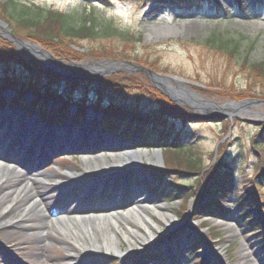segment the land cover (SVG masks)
I'll use <instances>...</instances> for the list:
<instances>
[{"label":"rangeland","instance_id":"rangeland-1","mask_svg":"<svg viewBox=\"0 0 264 264\" xmlns=\"http://www.w3.org/2000/svg\"><path fill=\"white\" fill-rule=\"evenodd\" d=\"M6 1L8 0H0V2ZM23 1L35 2L44 8L73 14L78 18L87 13L96 17L100 23L110 20L117 28L128 31L133 38L125 41L113 37L75 42L71 48L79 54L78 57L83 55V59L78 58L70 62L63 59V64L70 67L67 69L56 66L43 68L48 74L58 75L59 80L55 83L43 79H36L33 83L30 81L31 76L22 67L1 62L0 90L8 83L17 87L35 84L42 91L50 87L49 89L60 94L70 83L68 79H72L77 87L75 89L76 104L80 109H85L94 116H98L103 111L118 109L151 115L157 113V110L165 104L163 98L169 99L172 103L168 102L169 106H164L169 107L171 111L178 112L179 108L181 111L188 110L200 121L185 126L187 136L182 139V143L185 149L190 150L187 153L194 159L200 160L202 165H208L211 163L210 155L216 153L218 146L228 140L229 146L225 157L235 169L234 177L237 184L241 187L254 175L258 160L251 141L264 124V90L259 93L253 88L250 93L255 96L248 98H237L239 97L237 92L245 90L251 80L247 76L249 69L246 67L264 62V0H203V2L195 1V5L190 9L186 8L187 5L184 3L180 4L184 6H178L171 0ZM117 9L128 10L131 13V25L125 24L123 16L109 14ZM4 22L7 26L2 33L9 30L15 35L11 25ZM174 27H180V29L174 31ZM189 28L191 31H186ZM165 29L168 30L164 31ZM214 35L239 42L238 54L229 57L225 52L212 48L209 42ZM0 39L14 46L19 53L14 43L1 37ZM96 52L103 55L110 54V56L98 60L95 59ZM120 54H122L121 58L113 57ZM101 61H110V64L122 62L123 65L118 68L110 67V70L102 73L100 71V73H91L94 76L83 73L80 75L75 72V69H89L98 63L103 65ZM71 62L80 66L74 68ZM130 64L145 67L158 75L159 79L169 78V80L155 79L158 87L145 72L134 69ZM112 70L118 72L113 73ZM115 75L133 77L131 83L138 82L137 86L113 88L109 91L113 96L106 97L107 102L98 107V113H95L96 106L91 101L96 98V92L100 89L94 80L108 81ZM89 80L93 82L89 83ZM177 81L180 82V86ZM148 87L160 93L153 97V94H149L151 92ZM180 87L193 92L194 98L187 100L178 98L170 90ZM163 88L170 91L169 96L162 92ZM15 96L16 94L10 91L0 93V98H15ZM85 96L91 103L81 102L80 99ZM196 100L208 102L210 105L205 106L200 102L196 104ZM243 101H249L252 104L231 113L217 108ZM33 109L37 110L38 107ZM176 126L178 129L184 128L182 122H177ZM119 141L120 139L114 141V145L122 144L117 143ZM149 142V144L152 143ZM120 146L124 148V144ZM141 149L143 148L130 150L142 153V164L139 166L144 168L140 174L144 180L142 183L137 184L140 180L134 177H130L133 178L132 181L130 179V183H126L129 178H121L124 174L105 180L98 177L102 182L96 180L97 176H91L90 181L99 183L93 187L90 199H87L89 197L87 195H76L75 190L81 179H85L90 174L87 165L96 156L106 155L109 161L113 162L112 153L100 142L91 143L87 150L81 152L51 153L48 161L41 160L39 164L28 163L25 164V168L0 161V169L17 174L6 182L0 181V264H76L80 262L83 264H145V261L147 264H174V257L176 264H264V228L257 231V229L245 227L240 218L242 210L237 209L233 198L226 199L223 204V208L230 211L231 220L216 216L192 217L190 221L186 220L189 206H192L191 199L187 201L188 204L185 201L190 192L177 195L172 199H164L157 194L160 183L158 178L156 182L151 183L152 186H148L145 168H163L165 152L150 147ZM155 152L160 153V159H151ZM94 174L99 173H91V175ZM171 177L173 179L166 180V183L170 184L174 180L188 187L193 183V179L189 181L180 176ZM23 180L33 183L32 194L37 196L36 200L42 204L45 203L44 210L47 211V216H50V212L54 213H51L49 218L31 209V197L21 193L20 189L17 191L18 182ZM144 184H147L148 189L144 187ZM71 185L72 189L64 190L66 191L64 196L60 193L62 190L56 188L58 186L66 188ZM138 190L148 200L142 206L152 220V222L147 221V224L154 232V241L148 240L145 227H140L133 220L125 217V221L120 222L123 228L129 225L138 229V243L133 244L132 253L126 259L104 247L103 239L106 237L108 224L100 225L96 222L91 224L92 231L102 245L95 251L86 245L87 236L84 233L86 224L75 225L77 231H73L70 227L63 231L55 225V218L65 217L64 211L69 208L109 206L117 208L116 212L125 214L128 209L135 207L133 197ZM171 190V187L168 188V194ZM155 207H158L160 212L175 215L176 220L183 224L179 226L182 227V232L187 231L188 245L178 250L169 242L170 237L178 231L163 221L155 212ZM5 208H7L6 211H4ZM11 223H17L15 228H9ZM155 223L160 225L158 229L152 228ZM187 225H192V228H186ZM23 226L26 228L25 231ZM256 231L259 233L257 234ZM118 239L120 248L126 253L129 245L122 233H118ZM161 242L164 245H160ZM152 252H155L158 257L150 259L149 255Z\"/></svg>","mask_w":264,"mask_h":264},{"label":"trees","instance_id":"trees-1","mask_svg":"<svg viewBox=\"0 0 264 264\" xmlns=\"http://www.w3.org/2000/svg\"><path fill=\"white\" fill-rule=\"evenodd\" d=\"M172 1L176 3H188L190 4V8L194 2L193 0ZM106 5L109 6L107 3ZM0 18L11 25V29L16 36L33 43H38L44 49L50 51L56 58L66 61H75L78 58L83 59V55L78 57L79 54L71 48L79 40L112 39L113 37H117L125 41L132 37L128 31L117 28L110 20L100 23L96 17L90 16L87 13L78 18L73 14L47 9L30 1L8 0L0 2ZM209 43L212 48L225 52L229 57H234L240 50L239 42L233 39H225L221 36L214 35ZM106 56L109 57L110 54L103 55V53L98 54L96 52L95 57L97 58L95 59L99 60L106 58ZM113 57L121 58L122 54ZM1 62L6 65L12 64L22 67L31 76L30 81L33 83L36 79H43L51 83L58 82L59 80L57 75H49L38 64L21 56L14 46L0 39ZM245 62L247 63L246 60ZM246 68L249 69L247 76L251 80H249L245 90L237 92V96H239L237 98L255 96L250 93L253 91V88L254 91L257 89L259 93L264 90V62L253 64ZM133 79V77L128 75H115L110 77L108 81H96L100 89L96 92V103L102 105L106 97H112L113 95L109 91H112L113 88L136 87L138 82H135L136 85L135 83H131ZM66 86L62 94L70 98L76 97V84L70 82ZM49 88L42 91L37 85L30 84L27 91L33 92V100L27 104L26 101H23L25 99L21 97L19 100L14 99L15 105L18 108L29 111V113H34V109L32 110V108L38 107L39 109L36 113L44 117L50 100H59L56 102L59 107L58 111H56V117L57 119H66L68 115L64 114V111H68V108L64 107V102L61 98L57 97V93ZM148 88L151 92L149 94H153V97L155 94L160 93L156 89L152 90L151 87ZM41 98H45L46 101H41ZM6 100L3 98L0 101L1 107L5 105ZM82 100L85 101L88 98L85 96ZM163 100L165 101L164 105H168V102H171L169 99L163 98ZM164 105L157 110V113L151 115L120 111L119 109L116 111L110 110L104 113L102 125L107 131L113 133L120 132L126 140L130 138H134L133 141L135 142L139 140L140 144L144 147L162 148V152H165L163 168H150L149 172L154 178H158L164 182L172 178L171 176L173 175L180 176L183 179L187 178L189 181L193 179V183L189 187L187 185H180L173 180L167 186V189H164L162 192L167 193L168 188L171 187L172 190L171 192L169 191L170 198L186 192H190V195L185 199L186 202L190 199L196 201L199 198L193 210L195 218H202L213 214L224 216L227 213V210L223 208L224 201L235 194L236 204L239 207L245 208L244 213L249 214L251 219H256L252 213L254 209L264 212V124L261 125L251 141L258 160L256 171L241 187H238L234 177L235 169L225 157L227 153L226 149L229 146L228 140L218 146L216 153L210 155L211 163L202 165L200 160L194 159L187 153L190 150L185 149L182 143V139L187 136L186 124L200 122L197 116L188 110L181 111L180 108L178 112H173L169 107ZM52 111L55 110L52 109ZM79 119L80 117L77 116L73 120L74 123ZM177 122H182L184 128L178 129L177 126L175 127ZM149 141L152 143L149 144ZM204 200L205 202L203 203Z\"/></svg>","mask_w":264,"mask_h":264},{"label":"bare ground","instance_id":"bare-ground-1","mask_svg":"<svg viewBox=\"0 0 264 264\" xmlns=\"http://www.w3.org/2000/svg\"><path fill=\"white\" fill-rule=\"evenodd\" d=\"M194 28V27H193ZM180 27H174L175 30H179ZM168 29H165L164 31H167ZM191 31L189 28L186 31ZM180 82L177 81V84ZM173 94H175L178 98H183V99H192L194 98L195 94L190 92V90L184 89V87H180L178 89L172 88L170 89ZM197 104V102L195 101ZM231 113V112H229ZM18 126H22L23 122L22 120L18 121ZM20 141L22 139L17 138L11 146H9L10 149L14 150V148H17L20 146ZM31 151H35L36 149L41 147L40 151H45L46 148H48V143L43 144L42 142L38 143V139H33L31 140ZM15 146V144H17ZM46 146V148L44 147ZM53 149V148H52ZM117 151L121 152L120 154L116 153ZM111 152V158L113 162L111 163L106 155L102 156H96L90 163L87 165L88 171H90V174H88L86 177L90 178L91 176H97V177H102V178H107L108 176L116 177L119 176L123 173L126 172L127 169H132L137 171L139 170V166L142 164V153L140 151H132L130 149H124L121 146H113L112 150H109ZM160 153H154L153 157L151 159H160ZM91 173H99V174H94L91 175ZM17 174H15L13 171H6L4 169H0V181L1 182H6L10 178H14ZM14 176V177H13ZM19 186L17 187V191L20 189L21 193H25L27 196L31 197V204L30 208L34 209L35 212H38L42 216H45L46 218L51 216H47V211L44 210V204L40 202L37 199V196L35 194H32V186L33 183L31 181L23 180L22 182H18ZM84 186V183L82 185H79V187ZM58 189H61L60 193H62V196L65 195L64 191L65 189H70V187L66 188H61V186L56 187ZM144 195L139 192V194H136L134 198V203L135 207L128 209V212L125 214L116 212L117 208L113 207H99V208H69L64 211L65 217H56L55 218V225L65 231L64 229L67 230V228H72L73 231H77L75 225L77 224H86V227L84 228V233L86 234V245L88 248L93 249L94 251L97 249H100V243L98 242V239L94 232L92 231V222H96L97 224H108L109 228L106 234V237L103 239L104 247L107 250H113L114 252L118 253L124 259L126 257L130 256L132 253V246L133 244H137V234H138V229L136 227H131L127 225V228H123L120 224V222L125 221V217L133 220L136 225L140 227H145L147 232H148V240L149 241H154L153 238V233L151 231V228L148 226L147 221H151V218L148 216V214L145 212V207L142 206L145 201H148L143 197ZM160 208V207H159ZM29 210V212L31 211ZM7 208L4 209L6 211ZM113 210V211H112ZM155 212L160 215V217L163 219V221L167 224L170 225L171 228H177L179 222L176 220L175 215L167 212H160L158 207H155ZM6 214V213H4ZM54 214V213H52ZM75 216V217H73ZM7 224V223H5ZM15 225L17 223H11L9 224V228H15ZM159 224L155 223L152 228L158 229ZM66 227V228H64ZM25 227L23 226V231H25ZM118 233H122L124 239L128 243L129 247L127 249V252L124 253L122 249L120 248V240L118 239ZM146 239V238H145ZM89 254V253H88ZM88 257V256H87ZM82 261V260H81ZM80 262V261H79ZM76 264H83L82 262L76 263Z\"/></svg>","mask_w":264,"mask_h":264},{"label":"water","instance_id":"water-1","mask_svg":"<svg viewBox=\"0 0 264 264\" xmlns=\"http://www.w3.org/2000/svg\"><path fill=\"white\" fill-rule=\"evenodd\" d=\"M6 26H7L6 23H4L2 20H0V37L3 38V39H7L10 42L14 43L16 48H17V50L19 51V53L22 56H24L27 60L34 61L36 64H38V65H40V66H42L44 68H49V67H52V66H56V67H59L61 69L70 68V67H68V66L63 64V61H64L63 59H57L50 51L42 48L39 44L31 43V42L25 41V40H21L18 37L14 36L12 33H10L9 30H6L5 33H2V31L5 30ZM41 56L43 58H40ZM101 62H103V65H101V63H98V64H95V65H92L89 69H83V70H76L75 69V72H77L78 74L83 73L84 75H87V76H90V75L94 76L91 73H93V74L97 73V72L98 73H100V72L102 73L105 70H110V67L111 68H118V67L123 65L122 62H116L115 64H110L111 63L110 61H101ZM71 64L73 65L74 68H78L80 66L79 64L74 63V62H71ZM130 65L132 67H134V69H137V70H140L142 72H145L149 76L150 80L155 83V85L158 84V82L156 83L157 80H155V79H159V76L156 75L154 72H152L149 69H146L145 67L137 65V64H130ZM112 72L115 73V72H118V71L112 70ZM80 75H82V74H80ZM159 80L160 81L161 80L168 81L169 78H160ZM68 81H72L73 82L74 80H72V79L69 80L68 79ZM162 92L166 96H169L168 93L170 91L168 92L166 88H163ZM170 99H172V98H170ZM196 102H197V104H199L198 102H200V104L205 105V106L206 105H210V103L204 102L202 100H198V101L196 100ZM176 103H177V101H176ZM250 104H252V103L249 102V101H243V102H240V103H232V104L224 105L222 107H217V108L220 111H227V112L233 111V112H235V111L241 110L243 108H246ZM211 105H213V104H211ZM180 226H183V224L180 225ZM188 227H191V225H187L186 228H188ZM180 229H182V227H180ZM171 237H173V235Z\"/></svg>","mask_w":264,"mask_h":264},{"label":"clouds","instance_id":"clouds-1","mask_svg":"<svg viewBox=\"0 0 264 264\" xmlns=\"http://www.w3.org/2000/svg\"><path fill=\"white\" fill-rule=\"evenodd\" d=\"M110 15L123 16L125 19V24L131 25L132 20L130 19L131 13L128 10L117 9L114 13H109Z\"/></svg>","mask_w":264,"mask_h":264}]
</instances>
